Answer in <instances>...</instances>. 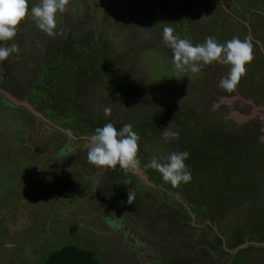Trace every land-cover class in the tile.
<instances>
[{"label": "rangeland", "instance_id": "rangeland-1", "mask_svg": "<svg viewBox=\"0 0 264 264\" xmlns=\"http://www.w3.org/2000/svg\"><path fill=\"white\" fill-rule=\"evenodd\" d=\"M38 4L0 41L16 46L0 64V264L66 244L101 264H264V0H70L51 36ZM165 26L193 45L248 38L254 59L228 92L230 65L175 68ZM109 122L139 135L137 166L89 163ZM183 151L188 183L147 167Z\"/></svg>", "mask_w": 264, "mask_h": 264}, {"label": "clouds", "instance_id": "clouds-1", "mask_svg": "<svg viewBox=\"0 0 264 264\" xmlns=\"http://www.w3.org/2000/svg\"><path fill=\"white\" fill-rule=\"evenodd\" d=\"M69 2L70 0H40V4L31 8L37 26L48 35H55L57 13L62 14ZM28 10V0H0V41H9L15 37L18 25L26 17ZM173 33V28L165 26L162 39L165 46L172 50L175 68L186 73H198L203 66L213 62L230 65L229 71L219 82V87L228 92L236 88L240 79L246 75L245 65L254 59L252 44L248 38L242 41L233 37L221 44L215 37L209 36L203 44L193 45L189 40ZM15 51V45L0 47V64ZM104 113L106 116L111 115V109L105 108ZM163 137L166 141L177 140L179 133L165 128ZM139 140L140 137L133 131L131 124H125L118 130L113 123H106L103 127H97L90 136L86 145L87 159L97 168L115 169L117 165L123 169L135 167L139 164ZM189 155L187 151L172 152L165 162L153 158L147 167L157 170L165 182L176 187L192 179L185 163ZM133 199V194L129 192L128 203L131 204Z\"/></svg>", "mask_w": 264, "mask_h": 264}, {"label": "trees", "instance_id": "trees-1", "mask_svg": "<svg viewBox=\"0 0 264 264\" xmlns=\"http://www.w3.org/2000/svg\"><path fill=\"white\" fill-rule=\"evenodd\" d=\"M42 264H101L95 253L74 244H66L51 251Z\"/></svg>", "mask_w": 264, "mask_h": 264}, {"label": "water", "instance_id": "water-1", "mask_svg": "<svg viewBox=\"0 0 264 264\" xmlns=\"http://www.w3.org/2000/svg\"><path fill=\"white\" fill-rule=\"evenodd\" d=\"M12 100L15 102V103H17V104H21V105H23V106H25L27 109H29L32 113H34L35 115H39V116H41L40 115V113L37 111V110H35L31 105H29L26 101H18V100H15L14 98H12ZM131 167V166H130Z\"/></svg>", "mask_w": 264, "mask_h": 264}]
</instances>
